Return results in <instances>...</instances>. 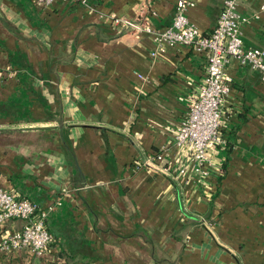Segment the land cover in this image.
<instances>
[{
	"label": "crops",
	"instance_id": "0c3cea01",
	"mask_svg": "<svg viewBox=\"0 0 264 264\" xmlns=\"http://www.w3.org/2000/svg\"><path fill=\"white\" fill-rule=\"evenodd\" d=\"M193 1L188 17L209 32L223 0ZM262 4L238 0L250 18L241 23L245 47L264 45ZM175 5L0 0V186L52 204L54 235L42 254L0 247V264H264L259 70L229 58L226 142L208 150L199 175L175 134L205 56L183 43L153 55L151 34L110 18L146 13L160 29ZM23 222L8 221L0 244Z\"/></svg>",
	"mask_w": 264,
	"mask_h": 264
},
{
	"label": "built area",
	"instance_id": "2783aa9c",
	"mask_svg": "<svg viewBox=\"0 0 264 264\" xmlns=\"http://www.w3.org/2000/svg\"><path fill=\"white\" fill-rule=\"evenodd\" d=\"M35 1L40 5H48L53 0ZM193 4V0H176L170 23L160 29L153 26L146 13L134 19L112 13L110 18L114 25L124 30L151 34L156 41V47L151 52L153 55L165 51L168 46L183 43L205 56L203 74L185 115L177 125L175 140L188 147L189 162L194 172L206 175L208 150L226 142L221 127L223 106L231 90V82L225 74L229 58L236 57L243 63H249L259 70L264 79V45L244 46L241 23L248 22L250 18L239 13L238 0L222 1L216 22L209 32L201 31L188 17L186 10ZM260 8L264 9V4ZM6 75L7 72L0 70V83ZM52 208V204L43 207L28 197L0 186V230L5 229L11 219L24 221L20 228L3 232L0 247L8 249L24 246L32 253H44L54 241V235L46 223Z\"/></svg>",
	"mask_w": 264,
	"mask_h": 264
},
{
	"label": "trees",
	"instance_id": "16d2710c",
	"mask_svg": "<svg viewBox=\"0 0 264 264\" xmlns=\"http://www.w3.org/2000/svg\"><path fill=\"white\" fill-rule=\"evenodd\" d=\"M231 88H232V86H231Z\"/></svg>",
	"mask_w": 264,
	"mask_h": 264
}]
</instances>
